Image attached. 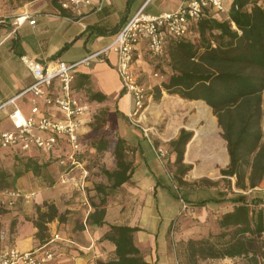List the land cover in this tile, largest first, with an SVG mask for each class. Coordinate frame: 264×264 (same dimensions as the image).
<instances>
[{"label":"crops","instance_id":"obj_1","mask_svg":"<svg viewBox=\"0 0 264 264\" xmlns=\"http://www.w3.org/2000/svg\"><path fill=\"white\" fill-rule=\"evenodd\" d=\"M59 1L0 0V106L16 97L15 103L21 112L25 116L32 114V94L21 95L34 82L32 71L21 59L23 55L30 56L42 64L56 60L74 63L110 46L115 34L126 20L145 4L148 13L160 14L175 11L183 2V0H93L84 14L79 16L63 9ZM250 1H258L264 6V0ZM234 2L235 0H225L226 11L215 18L229 19ZM26 13L30 18L24 17ZM30 20H35V23L31 24ZM194 37L195 33L191 38ZM170 44L171 42L168 44V50ZM170 62V55L164 58L154 57L147 41L144 40L137 45L135 71L149 91L162 88V84L173 74ZM116 63L117 53L112 49L104 51L88 63L79 65L73 82L75 94L83 99L89 101L92 93L107 96L102 102L90 101V107L94 105L106 107L108 123L105 128L111 129L114 134L125 139L131 149L130 160L133 162L134 171L131 179L109 196L104 218L107 223L99 225L89 218V215L95 212L90 197L97 194L95 185L98 180L88 169V161L89 175L85 190L77 186V181L63 182L62 168L57 163H52L48 168L49 175L54 180L53 185H40L32 170L24 171L18 177L15 186L23 196L16 198L12 205L0 209V253L8 248H16L21 252L37 250L55 233H59L62 239L57 243L55 258L49 264H97L99 260L107 261L115 256L116 246L105 238V234L109 230V224H118L140 228L135 234V241L149 264H179L171 246L170 239L173 238L171 232L176 240L187 234L173 232L175 222L186 220L191 213L206 220L207 216L204 214L213 209L215 211L213 222L217 224L214 230L219 232L218 219L222 214L234 209V204L230 201L200 205L198 203L201 200L213 197L195 202L205 190L199 186L198 189H186L180 184L182 180L193 181L204 176L218 178L221 175L219 170L206 165L218 161L215 157L212 160L201 158L206 155L207 147H213L210 129L208 123L199 118L197 110L191 109L190 104L204 101L187 100L178 94L162 91L161 100L168 112L164 127L156 132L159 140L152 139L149 132H143V128L132 120L133 100L123 89ZM157 73L159 76H155ZM50 92L48 89L47 93ZM39 106L38 115L47 113L57 117L64 115L59 108L47 106L42 99H39ZM14 107L13 104H9L0 109V130L13 129L9 113ZM209 107L215 116L212 107ZM144 114L145 112L139 119H143L144 125L148 126ZM82 122V133H89L92 130L91 116H84ZM148 129L155 135L153 126ZM183 130L192 132L191 139L184 147L182 164L191 166L185 174L178 172V154L172 145ZM222 133L223 130L220 128L217 134L223 146ZM214 148L216 150V147ZM159 149L165 152L163 159L159 157ZM95 153L97 154L93 149L92 154ZM24 155L14 148L0 149V166L7 169L8 164L14 160L24 165L26 161ZM34 155L43 160L49 157L38 150ZM100 156L106 161L108 170L116 168V158L112 150H106ZM223 158L225 163L221 167H226L230 162L228 150L223 153ZM198 162H203V166H196ZM210 169L214 172L211 176L208 175ZM75 178L76 180L81 178L80 171L75 174ZM232 180L235 183V178ZM103 182L107 183V180ZM183 193L186 195L183 196ZM45 204H55L59 214L63 215V220L55 218L47 223V237L40 240L37 237L36 222L39 209L41 212L47 210ZM185 208L188 213L182 216ZM200 264L246 263L242 258L226 257L204 259Z\"/></svg>","mask_w":264,"mask_h":264},{"label":"trees","instance_id":"obj_2","mask_svg":"<svg viewBox=\"0 0 264 264\" xmlns=\"http://www.w3.org/2000/svg\"><path fill=\"white\" fill-rule=\"evenodd\" d=\"M192 30L194 38L171 41L169 55L173 74L162 84V89L187 100H203L212 107L230 155L220 178L228 183V189L220 191L219 197L201 200L198 204L230 201L234 209L218 219L219 232L181 240L180 255L183 264L226 257L242 258L246 264H264V197L255 193L264 181V6L258 1L235 0L229 19L205 16ZM162 89H158L157 98ZM106 99L102 93H92L89 97L91 102ZM191 137L192 132L183 130L172 143L181 174L191 168L182 164L184 147ZM81 139L86 144L83 159L88 160V153L92 154L93 149L98 155L110 149L116 158L114 170L104 169L107 183L96 184L97 194L90 197L95 212L89 218L103 225L107 223L104 218L109 196L130 180L134 171L133 162L126 154L129 146L125 139L107 129L99 137L86 139L83 134ZM35 151L23 156L26 160L23 171L12 173L0 169V192L13 188L18 177L28 170L41 179L43 186L53 185L48 167L56 162L36 157ZM232 178L236 180L235 187L245 193L232 188ZM45 206V212L39 209L36 222L40 240L47 237V223L55 218L63 220L55 204ZM108 226L105 238L115 244V256L107 261L99 260L97 264H149L135 241L138 226Z\"/></svg>","mask_w":264,"mask_h":264},{"label":"built area","instance_id":"obj_3","mask_svg":"<svg viewBox=\"0 0 264 264\" xmlns=\"http://www.w3.org/2000/svg\"><path fill=\"white\" fill-rule=\"evenodd\" d=\"M93 0H60V6L82 16ZM226 11L225 0H183L178 9L172 12L151 14L146 11V4L126 20L115 34L113 41L103 51H97L86 58L68 63L56 60L42 64L34 58L23 55L22 61L30 68L34 82L21 95L31 93L33 98L32 114L25 116L16 105V97L4 102L0 109L13 104L9 113L13 129L0 130V149L14 148L27 154L38 150L48 154L62 168V181L74 180L81 190H85L89 175L87 159L82 158L86 144L82 142V119L91 113L90 103L74 92L73 82L76 68L88 63L104 51L114 50L117 53L116 69L124 91L133 100L132 116H140L149 98V88L139 80L135 69V52L142 41L148 42L151 54L156 58L169 57L168 44L172 40L191 38L192 26L205 16H219ZM25 18H30L28 13ZM31 24L35 20H30ZM159 76V74H155ZM162 77V76H161ZM50 89L51 92L47 93ZM39 99L47 106L59 108L64 115L57 117L51 114L38 115ZM163 159L165 152L159 149ZM80 171L81 178H75ZM23 194L18 189L0 192V209L10 206ZM62 239L59 233L37 250L21 252L8 248L0 253V264H49L56 255L57 243Z\"/></svg>","mask_w":264,"mask_h":264},{"label":"rangeland","instance_id":"obj_4","mask_svg":"<svg viewBox=\"0 0 264 264\" xmlns=\"http://www.w3.org/2000/svg\"><path fill=\"white\" fill-rule=\"evenodd\" d=\"M171 60V58H170ZM171 66H172V62ZM162 89V88H161ZM162 91H165L162 89ZM166 92V91H165ZM167 93V92H166ZM149 98L146 100V107L144 109V111L142 112V114L145 112V117L146 118V125H144L143 123V119H139L140 116H132V120L134 122H136L137 124H139L140 128L143 130V132L147 131L149 132V136L153 139L155 138L157 141L159 140L156 137V132H159V129H161V127H164V123H165V119H166V114L168 112V109L165 105H163V102L161 100V96L157 98V95L159 94L158 89H153V91H149ZM162 95V94H161ZM90 102V100H89ZM205 102V101H204ZM206 103V102H205ZM207 104V103H206ZM106 107H96L95 105L93 107H90L91 109V113L89 114L91 116V122L90 125L92 127V130L89 131V133H84L85 138L90 139L92 138H96L99 137L106 129L109 131H112L109 128H102L103 125H107L108 123V114H107V110L105 109ZM213 110V109H212ZM194 111V110H192ZM214 112V111H213ZM217 117V116H216ZM145 120V119H144ZM217 122L218 118H217ZM154 127V132L155 135L153 133H150L151 131H149V127ZM148 127V128H147ZM219 127L222 129V127L219 125ZM223 130V129H222ZM211 137V144L213 145V147H207L206 148V155L202 156L201 158H209V160H212L214 157L216 160L219 159L218 155H217V149L220 148L223 150V153L226 152V150H228V146H227V141L224 139L223 137V133H222V138H223V146L221 145L219 136L217 134V136H210ZM219 146H218V145ZM216 147L217 149L215 150ZM208 153V154H207ZM89 154V158H88V169L91 171L92 174H94L95 178L98 180V183H104L103 180H107V177L104 173V169H107V163L106 161H103V156H100L98 154L95 153V155ZM128 159L130 160V156H131V149L128 148L127 152H126ZM219 160L216 162H209L206 163V165L208 164V166L210 168H213L215 170H219L220 174H221V169L225 168L224 166L221 167L223 164H219ZM198 167H202L203 166V162H198L195 164ZM214 166V167H213ZM25 168V165L22 164H18L16 162V160H14V162H12L11 164H8V168L6 170L14 173L17 170L22 171ZM0 169H5L3 166H0ZM179 169V167H178ZM114 170V169H113ZM211 170V169H210ZM179 171V170H178ZM188 172V171H187ZM186 172V173H187ZM214 172L208 173L209 176L213 175ZM207 174V173H206ZM222 177V175H220V177L215 178V177H208V176H204V178H199L197 180H193V181H180V184L183 185L186 189H198L197 186L199 184H201L199 187L200 189H204L205 191L201 193V195L195 200L198 201L202 198H206V197H219V192L220 191H227L228 189V183L222 179H220ZM201 179L205 180L204 182L201 181ZM11 180V179H10ZM201 181V182H200ZM236 181V180H235ZM194 182H197L194 184ZM40 185H42L41 179L39 180ZM232 188L239 193H245L244 190L242 189H238L235 187V183H233L232 180ZM16 189V186L14 185L13 188L11 189ZM119 190V188L117 189ZM241 191V192H240ZM246 192H250V191H246ZM255 193H259L261 196L264 197V181L262 182V184L260 186H257L255 189ZM228 196H231V194L228 192ZM186 194L183 193V196H185ZM96 202H99V199L97 197H95ZM188 213L187 212V208H185L182 211V216H186L185 214ZM215 214V211L209 210L207 213L204 214V216H207V219L205 220L204 217H198L196 215H194V213L189 214L190 217L187 218L186 220H183L179 223H176L173 225V232L174 231H180L183 232L185 237H181L180 239H175L174 234H172L171 232V236H173V238L170 239L171 242V246L173 247L177 257H178V261H182L179 264H183L184 260L183 257L180 255V241L181 240H188L190 238H201L202 236H206L207 233L210 232H215V222H213V215ZM188 215V216H189ZM218 223V222H217ZM217 225V224H216ZM219 225V224H218ZM218 227V226H217ZM192 230V231H190ZM190 234V235H189ZM200 264V262H199Z\"/></svg>","mask_w":264,"mask_h":264},{"label":"bare ground","instance_id":"obj_5","mask_svg":"<svg viewBox=\"0 0 264 264\" xmlns=\"http://www.w3.org/2000/svg\"><path fill=\"white\" fill-rule=\"evenodd\" d=\"M190 107L191 109H196L199 118L208 123L210 129V136H217V132L219 131L220 127L218 125L216 117L212 114L211 108L204 102L191 103ZM217 151L219 162L221 164L225 163V160L223 158V150L218 148Z\"/></svg>","mask_w":264,"mask_h":264}]
</instances>
